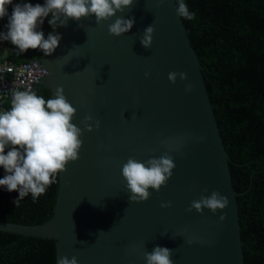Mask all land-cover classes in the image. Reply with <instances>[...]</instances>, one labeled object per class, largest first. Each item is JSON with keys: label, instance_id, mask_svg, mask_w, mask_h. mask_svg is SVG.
<instances>
[{"label": "water", "instance_id": "obj_1", "mask_svg": "<svg viewBox=\"0 0 264 264\" xmlns=\"http://www.w3.org/2000/svg\"><path fill=\"white\" fill-rule=\"evenodd\" d=\"M117 15L134 17L129 32L108 34L115 17L100 25L94 16L69 20L58 27L55 51L30 61L47 72L31 91L42 86L54 98L63 87L77 109L72 122L83 128L80 121L91 115L100 127L83 133L79 159L58 175L51 217L38 225L0 221V232L54 241L56 262L76 256L79 264H145L143 252L161 246L173 250V264H244L230 157L176 1L133 0ZM150 25L153 40L145 48L140 38ZM173 71L187 73V80L169 82ZM169 139L175 168L167 185L149 189L147 201L129 202L123 164L159 157L169 150L161 141ZM213 190L227 197L225 209L185 211ZM167 201L171 207L161 208ZM191 238L197 242H185Z\"/></svg>", "mask_w": 264, "mask_h": 264}, {"label": "trees", "instance_id": "obj_2", "mask_svg": "<svg viewBox=\"0 0 264 264\" xmlns=\"http://www.w3.org/2000/svg\"><path fill=\"white\" fill-rule=\"evenodd\" d=\"M176 1V0H175ZM43 4L44 0H13ZM193 20L181 18L198 56L237 193L244 264H264V0H185ZM13 5L7 8L11 14ZM45 18V37L51 31ZM8 17L0 19L6 32ZM58 31V27L56 32ZM4 56L15 64L46 57L39 50L20 53L0 40ZM37 95L50 98L37 86ZM7 151V149L5 150ZM4 170L0 168V178ZM58 176L45 194H31L15 206L18 192L0 187V221L38 225L53 212ZM0 264H56L52 240L0 232Z\"/></svg>", "mask_w": 264, "mask_h": 264}, {"label": "clouds", "instance_id": "obj_3", "mask_svg": "<svg viewBox=\"0 0 264 264\" xmlns=\"http://www.w3.org/2000/svg\"><path fill=\"white\" fill-rule=\"evenodd\" d=\"M9 5H13V0H0V19L8 17L5 25L7 31L0 32V40L9 41L20 53L39 49L44 56L51 55L61 40V35L56 32L57 27L65 26L69 20L79 22L81 18L94 16L95 23L100 25L115 17L108 24V34L114 37L129 32L135 22L134 17L125 19L117 15L131 8L133 0H44L43 4L22 2L13 5L10 15L7 11ZM176 13L189 21L196 16L185 0H176ZM45 18H49L51 28L47 37L39 30ZM153 34L152 25L144 30L140 38L143 47H151ZM149 75V72L144 73L145 78ZM177 77L181 81L188 78L185 72L173 71L167 75L168 81L173 84ZM192 88V84L185 85L186 92ZM76 112L77 109L66 99L64 89L60 86L56 88L54 98L47 100L33 91H15L10 108L0 111V168L4 170L0 187L8 192H18L15 206L29 194L33 200L45 194L47 188L56 182L57 176L66 170V165L79 159L83 133L91 132L93 126L97 129L100 127V121L93 120L91 115H85L80 121L83 128L77 126L72 122ZM203 139L200 137V140ZM169 141H161L169 150L159 157H150L145 161L129 157L123 164L121 175L129 193V202L147 201L151 196L149 189L159 192L161 187L167 185L175 168L174 159L169 154L175 149L168 146ZM203 191L207 192V189ZM228 203L226 196L213 190L210 195L201 194L198 199L192 200L185 211L202 213L207 209L215 214L217 210L225 209ZM160 207H171V202H163ZM219 219L223 220L225 216L221 215ZM185 242L192 244L197 242V238ZM134 250V247L129 248V252ZM172 254V249L155 246L151 252L144 251L143 258L145 264H173ZM56 264L79 262L76 256H64Z\"/></svg>", "mask_w": 264, "mask_h": 264}, {"label": "built area", "instance_id": "obj_4", "mask_svg": "<svg viewBox=\"0 0 264 264\" xmlns=\"http://www.w3.org/2000/svg\"><path fill=\"white\" fill-rule=\"evenodd\" d=\"M30 61L15 64L4 56L0 47V111L10 108L13 92L31 91L36 79L47 74L46 70H36L35 62Z\"/></svg>", "mask_w": 264, "mask_h": 264}]
</instances>
